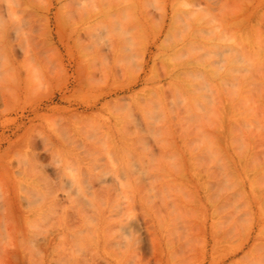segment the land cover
Wrapping results in <instances>:
<instances>
[{
    "label": "rangeland",
    "instance_id": "rangeland-1",
    "mask_svg": "<svg viewBox=\"0 0 264 264\" xmlns=\"http://www.w3.org/2000/svg\"><path fill=\"white\" fill-rule=\"evenodd\" d=\"M215 263L264 264V0H0V264Z\"/></svg>",
    "mask_w": 264,
    "mask_h": 264
},
{
    "label": "bare ground",
    "instance_id": "bare-ground-1",
    "mask_svg": "<svg viewBox=\"0 0 264 264\" xmlns=\"http://www.w3.org/2000/svg\"><path fill=\"white\" fill-rule=\"evenodd\" d=\"M32 1V0H31ZM71 1V0H70ZM88 1V0H87ZM91 1V0H90ZM75 3V2H74ZM77 3H80V2H76L75 4H77ZM81 5V4H80ZM86 5V4H85ZM140 6V5H139ZM78 7V6H77ZM81 7V6H80ZM83 7H85V6H83L82 5V9H86L85 11L87 12V7H85V8H83ZM79 8V7H78ZM139 8V7H138ZM77 9V8H76ZM82 9H77V11L79 10H81L80 12H78V13H81V15L83 14V12L85 13V11L84 10H82ZM141 10V9H140ZM144 12V11H143ZM144 14H147L146 12H144ZM165 17V16H164ZM164 20V19H163ZM163 22V21H162ZM14 31H15V29H14ZM152 45H154V44H152ZM135 48H136V46H135ZM146 48V47H145ZM144 48V49H145ZM137 49V48H136ZM131 50V49H130ZM134 51V50H133ZM138 51V50H137ZM147 51V50H146ZM135 52V51H134ZM143 52H144V50L142 51V55H143ZM137 54H139V53H137ZM130 55V54H129ZM135 56V55H134ZM145 56H146V58H145ZM154 54H152L151 53V50H149V51H147L145 54H144V56H142V61H141V66L143 67V65L145 64L146 65V63H148V61L153 57L154 58ZM152 58V60H154ZM153 64V63H152ZM115 100V103H118V105H119V102L121 101V100H123V98H116V99H114ZM120 106V105H119ZM123 106V105H122ZM116 112V111H115ZM152 112V111H151ZM117 113V112H116ZM120 115V114H119ZM127 115V114H126ZM114 117V116H113ZM116 119V118H115ZM125 119V118H124ZM135 123V122H134ZM137 125V124H136ZM70 142V141H69ZM65 146V145H64ZM58 168V167H57ZM55 169V168H54ZM56 173H58L59 171L57 170V171H55ZM106 173V172H105ZM42 175L44 176V177H47V174L45 173V171L44 170H42ZM109 180H111V178L109 177V176H107L106 174H105V176H97V178H96V181L98 182V183H103V182H109ZM72 185V181H69V180H66L65 179V181H63V183H62V185H61V189L63 190V191H66V192H68V190L66 189V188H68V187H70ZM36 195V194H35ZM35 195H33V196H35ZM35 199H37V195H36V198ZM33 200V199H32ZM49 200L50 201H52V203L54 202L55 203V201H56V197H55V194H54V192H51L50 194H49ZM37 201V200H36ZM32 203H34L33 201H32ZM121 229H124L125 230V226L123 225V226H121ZM244 257H246V256H244ZM244 257H242V259L244 258ZM218 263V262H217ZM217 263H215V264H217Z\"/></svg>",
    "mask_w": 264,
    "mask_h": 264
}]
</instances>
